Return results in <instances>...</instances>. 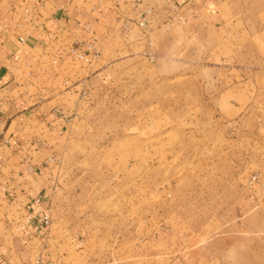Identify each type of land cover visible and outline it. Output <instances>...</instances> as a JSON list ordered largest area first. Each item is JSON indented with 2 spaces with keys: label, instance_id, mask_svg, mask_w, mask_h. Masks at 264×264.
Wrapping results in <instances>:
<instances>
[{
  "label": "rangeland",
  "instance_id": "1",
  "mask_svg": "<svg viewBox=\"0 0 264 264\" xmlns=\"http://www.w3.org/2000/svg\"><path fill=\"white\" fill-rule=\"evenodd\" d=\"M145 1L32 79L64 109L33 262L264 264V0Z\"/></svg>",
  "mask_w": 264,
  "mask_h": 264
},
{
  "label": "crops",
  "instance_id": "2",
  "mask_svg": "<svg viewBox=\"0 0 264 264\" xmlns=\"http://www.w3.org/2000/svg\"><path fill=\"white\" fill-rule=\"evenodd\" d=\"M147 2L0 0V130L8 139L0 152V264H34L43 247L38 219L54 187L41 130L64 109L33 101L32 79L65 75L64 63L88 33L96 39L122 29Z\"/></svg>",
  "mask_w": 264,
  "mask_h": 264
},
{
  "label": "built area",
  "instance_id": "3",
  "mask_svg": "<svg viewBox=\"0 0 264 264\" xmlns=\"http://www.w3.org/2000/svg\"><path fill=\"white\" fill-rule=\"evenodd\" d=\"M8 145V139L4 138L2 136V132L0 130V152L4 149V147ZM40 199H37V202H39ZM39 225L43 228H47L50 223H51V218L48 214H44L42 216H40V218L38 219ZM42 260H40L39 258L36 260V264H42Z\"/></svg>",
  "mask_w": 264,
  "mask_h": 264
}]
</instances>
